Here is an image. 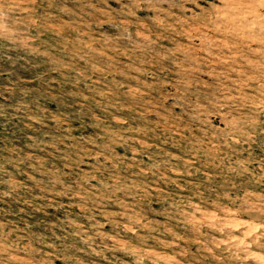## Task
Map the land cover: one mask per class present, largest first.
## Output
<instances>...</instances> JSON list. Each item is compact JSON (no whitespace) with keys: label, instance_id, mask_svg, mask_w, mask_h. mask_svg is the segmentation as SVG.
<instances>
[{"label":"rangeland","instance_id":"rangeland-1","mask_svg":"<svg viewBox=\"0 0 264 264\" xmlns=\"http://www.w3.org/2000/svg\"><path fill=\"white\" fill-rule=\"evenodd\" d=\"M0 264H264V0H0Z\"/></svg>","mask_w":264,"mask_h":264}]
</instances>
